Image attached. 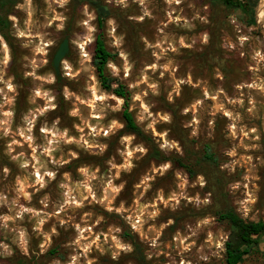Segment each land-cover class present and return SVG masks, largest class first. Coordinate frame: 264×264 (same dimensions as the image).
Here are the masks:
<instances>
[{
  "label": "rangeland",
  "instance_id": "rangeland-1",
  "mask_svg": "<svg viewBox=\"0 0 264 264\" xmlns=\"http://www.w3.org/2000/svg\"><path fill=\"white\" fill-rule=\"evenodd\" d=\"M103 2L102 30L86 2L20 0L0 32V264H226L208 171L154 161L123 134L125 99L103 89L93 54L101 33L107 74L154 145L171 159L186 155L179 136L211 145L222 205L259 221L264 29L210 0ZM242 264H264V237Z\"/></svg>",
  "mask_w": 264,
  "mask_h": 264
},
{
  "label": "trees",
  "instance_id": "trees-1",
  "mask_svg": "<svg viewBox=\"0 0 264 264\" xmlns=\"http://www.w3.org/2000/svg\"><path fill=\"white\" fill-rule=\"evenodd\" d=\"M79 3H88L97 13V23L100 30L105 26L108 18L113 16V9L106 5L103 0H77ZM20 0H0V32L8 40L10 21L9 15L12 14L14 7ZM260 0H210V4L221 7L227 11L240 12L243 17L252 26H257L256 12ZM214 44L210 46L209 55L212 57V49ZM113 54L108 50L103 34L99 33L96 38L95 49L93 54V65L96 68L98 77L104 90L125 99V108L122 113V122L124 124L123 134L134 135L142 141L146 142L150 147L149 158L158 162H171L174 167L185 169L189 174H195V169L202 168L207 170L208 186L211 193L220 201V207L216 211L217 218L225 222L230 228V235L226 242V264H242L246 258L260 246L261 239L264 237V220H245L233 208L223 206L222 202L226 198L223 190V178L218 176L219 162L212 150L211 145H205L202 150L191 147V141L185 136H179L180 142L183 144L186 155L185 157H175L171 159L165 156L160 149L154 145L153 139L146 135L143 129L138 125L134 114L128 107V92L123 85L114 87V81L107 74V66ZM177 110L172 111L173 118L177 117ZM175 122L173 128H176ZM130 238H133L129 235ZM137 249L140 245L136 243ZM136 249V250H137ZM50 255L55 254V250L49 252ZM143 256L139 259L143 260ZM140 263V261H138ZM141 264V263H140Z\"/></svg>",
  "mask_w": 264,
  "mask_h": 264
},
{
  "label": "water",
  "instance_id": "water-1",
  "mask_svg": "<svg viewBox=\"0 0 264 264\" xmlns=\"http://www.w3.org/2000/svg\"><path fill=\"white\" fill-rule=\"evenodd\" d=\"M256 21L257 25L261 26L264 29V0H260L257 12H256ZM70 51V40L68 38L64 39L61 43L59 49L57 50L53 58V66L56 72V75H60L61 64L64 59L67 57Z\"/></svg>",
  "mask_w": 264,
  "mask_h": 264
}]
</instances>
